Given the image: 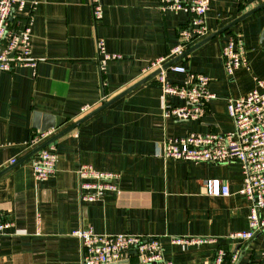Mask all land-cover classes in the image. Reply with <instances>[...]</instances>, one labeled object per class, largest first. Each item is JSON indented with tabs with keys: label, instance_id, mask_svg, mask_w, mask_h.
<instances>
[{
	"label": "crops",
	"instance_id": "0c3cea01",
	"mask_svg": "<svg viewBox=\"0 0 264 264\" xmlns=\"http://www.w3.org/2000/svg\"><path fill=\"white\" fill-rule=\"evenodd\" d=\"M24 1L17 15L28 25L35 65L0 71V171L31 151L34 134L54 127L59 133L149 75L143 69L177 44L191 16L186 9L163 10L161 0H99L98 19L92 0ZM263 2L209 0V35ZM263 29L264 8L176 62L210 77L216 97L201 118L165 117L166 106L185 100L166 98L154 76L55 140L57 168L47 179L35 177L34 156L1 175L0 205L13 224L0 234V264H83L73 232L89 227L158 237L174 264H211L218 248L226 251L227 264H264V231L247 242L229 238L249 228L243 165L162 155L169 137L232 131L229 99L264 81ZM235 33L242 34L250 67L228 74L222 49ZM100 41L118 57L103 60ZM167 79L181 83L185 74L170 69ZM82 164L118 173V190L84 201ZM211 179L227 182L230 195L211 194ZM176 237L202 240L183 244L173 242ZM109 264L140 261L130 253Z\"/></svg>",
	"mask_w": 264,
	"mask_h": 264
},
{
	"label": "built area",
	"instance_id": "2783aa9c",
	"mask_svg": "<svg viewBox=\"0 0 264 264\" xmlns=\"http://www.w3.org/2000/svg\"><path fill=\"white\" fill-rule=\"evenodd\" d=\"M92 3L94 17L98 19L102 16V6L99 0H92ZM160 4L163 10L186 9L191 16L180 31L177 44L167 54L151 61L143 69V73L150 74L160 69L155 78L161 85L164 96H177L185 100L184 104L166 106L165 117L180 121L199 119L203 116L207 103L216 97L209 88L210 77L188 69L184 63H175L166 69L163 66L209 35V0H161ZM24 7V0H0V71H11L16 65H35L30 58L28 25L17 15ZM99 51L103 60L118 57L106 53L102 41L99 42ZM222 56L228 74H233L242 67H250L241 33L231 36L229 43L222 49ZM170 69L185 74L184 81L170 82L167 79ZM88 110V106L82 109L83 112ZM228 112L234 123L232 131L190 132L183 136L169 137L164 143L162 155L195 162L238 161L243 165L245 178L241 192L251 201L249 228L235 231L229 238L247 242L264 231V81H258V87L245 95L230 98ZM58 130L54 127L34 134L28 142V149L32 150L47 141L57 134ZM57 159V147L54 142L38 151L33 158L35 177L47 179L53 175L57 168ZM77 172L81 179V196L84 201H95L106 191L118 190L119 174L116 172L98 170L90 164H82ZM208 185L213 195H230L227 182L211 179ZM12 224L13 221L5 217L0 205V234L5 233ZM73 234L81 240L83 264H109L130 253L136 254L140 264H174L164 256L161 240L152 235L97 233L91 227L78 229ZM201 240L172 238L173 242L183 244ZM226 259V251L218 248L211 264H227ZM236 259L237 254H234L233 261Z\"/></svg>",
	"mask_w": 264,
	"mask_h": 264
},
{
	"label": "water",
	"instance_id": "95a60500",
	"mask_svg": "<svg viewBox=\"0 0 264 264\" xmlns=\"http://www.w3.org/2000/svg\"><path fill=\"white\" fill-rule=\"evenodd\" d=\"M262 8H264V2L261 3L260 5H258L257 7L253 8L252 10L248 11L247 13H245V14L241 15L240 17L236 18L235 20L231 21L230 23H228L224 27L220 28L219 30L215 31L214 33L208 35L207 37H205L204 39L200 40L199 42L195 43L193 46L188 48L185 52H183L182 54L178 55L177 57L171 59L167 63H165L163 68L166 69L169 66L175 64L178 60H180L181 58H183L186 55H188L189 53H191L197 47L201 46L202 44L206 43L207 41L211 40L212 38L222 34L226 30L230 29L231 27H233L237 23L243 21L245 18H247L248 16H250L251 14L257 12L258 10H260ZM260 41H261L262 46L264 47V29H263V31L261 33ZM159 72H160V69H157V70L153 71L152 73H150L149 75H147L143 79H141L138 82H136L131 87L125 89L124 91H122L121 93L116 95L115 97H113V98L109 99L108 101L104 102L102 105H100L99 107L95 108L94 110L89 112L87 115H85L82 118L78 119L77 121H75L70 126L66 127L65 129L61 130L59 133L55 134L53 137L49 138L47 141H45L42 144H40L39 146L35 147L27 155H25L22 159H19L18 161H15L10 166H8L5 169H3L2 171H0V176L3 175L4 173H6L7 171H9L11 168H13L18 162L24 161V160L34 156L38 151H40L41 149L46 147L48 144L54 142L55 140H57L58 138H60L64 134H66L67 132L73 130L75 127L79 126L81 123L85 122L86 120H88L89 118L93 117L94 115H96L97 113H99L100 111L105 109L106 107L110 106L111 104H113L114 102H116L117 100H119L120 98L125 96L127 93H129L130 91L135 89L136 87L140 86L141 84L145 83L146 81H148L151 78H153L154 76H156Z\"/></svg>",
	"mask_w": 264,
	"mask_h": 264
}]
</instances>
